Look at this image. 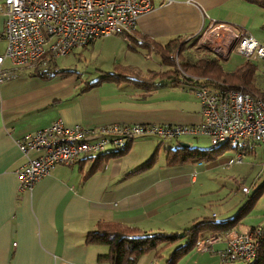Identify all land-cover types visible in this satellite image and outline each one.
<instances>
[{
	"label": "crops",
	"instance_id": "1",
	"mask_svg": "<svg viewBox=\"0 0 264 264\" xmlns=\"http://www.w3.org/2000/svg\"><path fill=\"white\" fill-rule=\"evenodd\" d=\"M150 4L151 9L137 19L132 38L129 42L124 40L127 48L119 46L120 57L107 61L111 67L107 71L97 69L100 75L126 71L136 81H103L87 86L88 81L99 76L97 72L89 78L74 75L75 71L68 69L71 71L44 79L18 68V75L0 82V264H106L97 257L107 253V246L85 242L86 234L98 221H118L153 232L180 230L195 219L214 216L222 220L230 215L217 218L210 203L211 191L198 177L196 165L211 167L214 160L165 163L167 152L190 146L189 138L196 137L192 135L173 139L138 136L125 154L94 170L92 156L97 153L86 154L71 165H55L31 189H20L17 170L25 157L16 140L53 121L87 128L110 123L200 122L201 107L191 82L183 80L182 74H178L181 81H175L173 72H168L173 66L162 59L155 47L143 45V40L159 45L187 40L182 55L195 60L194 53L202 50L198 48V39L193 45L190 40L198 38L200 30L209 23L234 24L252 36L264 28V6L252 0H150ZM3 28L0 12V55L6 48ZM97 39L88 45H94ZM151 52L159 59V69L145 68ZM135 63L138 68L130 72L128 67ZM3 68L14 69L12 61L4 58L0 64ZM141 72L144 79L139 76ZM163 142L161 161L156 156L150 169L137 171ZM256 144L259 143H247L242 160L244 153H254ZM239 149L237 145L228 151L235 154ZM243 193L246 199L250 190ZM242 220L235 229L245 231L262 225ZM223 247L224 243L219 242L214 251ZM168 250L169 247L164 248L160 256L150 251L139 257L136 264H163ZM177 264H219V260L215 252L210 256L189 255Z\"/></svg>",
	"mask_w": 264,
	"mask_h": 264
},
{
	"label": "built area",
	"instance_id": "2",
	"mask_svg": "<svg viewBox=\"0 0 264 264\" xmlns=\"http://www.w3.org/2000/svg\"><path fill=\"white\" fill-rule=\"evenodd\" d=\"M150 9V0H1L6 48L0 64L8 58L14 69H0V82L18 75V68H44L49 60L97 38L119 35L129 42L137 19ZM197 45L222 57L236 52L246 60L264 61V45L243 27L230 23H209L200 30ZM192 87L201 107V120L196 124L110 123L87 128L56 120L18 138L16 145L25 157L17 170L20 189H31L57 164L71 165L86 154L123 148L143 135L160 139L204 135L213 146L229 142L241 148L249 141L264 145V92L252 95L209 85ZM242 154L239 149L227 155L226 165L241 162ZM248 191L242 187V192ZM219 242L224 247L214 251ZM195 248L216 252L221 264L247 263L256 255L257 240L252 230L213 231L199 238Z\"/></svg>",
	"mask_w": 264,
	"mask_h": 264
},
{
	"label": "trees",
	"instance_id": "3",
	"mask_svg": "<svg viewBox=\"0 0 264 264\" xmlns=\"http://www.w3.org/2000/svg\"><path fill=\"white\" fill-rule=\"evenodd\" d=\"M252 1L264 6V0ZM134 30L129 34L130 38H132ZM197 39L192 37L190 45L196 44ZM186 41L176 39L166 45H159L152 40H143L142 43L148 47H155V49L160 51L162 59L173 66L168 72H173L172 74L176 76L174 78L175 81H181L178 74H182L183 80H188L192 86L209 85L224 89L243 90L252 95L263 94L264 89L258 88L255 84L257 67L253 61L246 60L231 72L224 71L216 57L212 58L202 55L192 60L187 56H183L182 50L185 48ZM56 66V60L52 59L49 60V64L46 67H36L34 71H28V74L50 79L56 74L71 71L68 69L60 70ZM123 80L136 81L126 71H114L101 72L100 76L92 81H88L86 84L87 86H94L103 81L120 82ZM131 142L127 143L123 148H109L93 155L94 162L91 170L102 166L111 158H117L125 154ZM247 143L241 147L242 150L246 147ZM233 147H237V145L229 142L211 145L210 148L178 146L167 152L165 163L167 165H178L200 160L210 161L215 159L222 151L231 150ZM156 156L157 151L155 150L136 170L144 171L150 169L156 160ZM263 190L264 181L254 186L238 209L232 215L222 220L215 219L214 216H208L195 219L187 227L180 230L153 232L118 221H98L95 228L86 234L85 242L107 246V253L100 254L97 257L99 261H103L106 264H136L139 257L150 251H154L156 256H160L164 248L174 246L165 257L163 264H177L184 255L194 249L197 240L202 236H206L213 231L224 232L235 229L254 207ZM249 229L254 232L257 240L256 255L252 261L238 264H264V224L251 226Z\"/></svg>",
	"mask_w": 264,
	"mask_h": 264
},
{
	"label": "rangeland",
	"instance_id": "4",
	"mask_svg": "<svg viewBox=\"0 0 264 264\" xmlns=\"http://www.w3.org/2000/svg\"><path fill=\"white\" fill-rule=\"evenodd\" d=\"M253 36L259 43L264 45V28H262L258 34H253ZM125 45L126 42L119 35H109L98 38L94 45L92 44L88 45L87 47H78L66 55L58 56L56 58L57 68L71 69L75 71L73 72L74 75L77 74L82 77L88 76L91 78L99 69L107 71V67L111 68L108 66L107 61L112 60L117 55V57H120L122 50L119 46H122V49H126L127 46ZM201 50V53H194L195 58L202 55L212 58L216 57L221 63L223 70L228 72L233 71L236 67L246 61L244 56L236 52L230 53L227 57H222L212 53L210 50ZM146 51L148 52L147 49ZM146 51L144 53H146ZM150 54L152 57L150 60H148L149 62L145 68L149 66L151 69H159V59L153 52ZM253 63L256 64L257 67L255 73V84L258 88L264 89V61L257 60ZM130 67H128L130 72H135V70L138 68V65L135 63L131 64ZM97 74L100 76V72H97ZM139 76L144 79V72H141ZM189 140L191 147H211L209 138L204 135L191 137ZM166 143L167 142L165 141V144ZM163 144L164 142L161 143V147L157 152L158 162H160L164 157ZM232 153V151L228 150L222 151L215 157V159H213L215 162L211 167H207L203 163L196 165L199 179H202L207 189L211 191L209 193V198L212 199V202L210 203L213 204V212L218 215L217 218L223 217L225 214L232 215L238 209L242 201L245 199V194L242 192V187H247L250 191H252L254 186L264 181V146L256 144L253 154L244 153L241 163H234L227 166V154ZM242 221L246 224H264V192L256 202L255 206L248 212ZM173 247L174 246L169 247L166 255H168ZM214 253L215 252L212 253L208 251H199L194 247L193 250L184 255L178 262L189 255L199 254L202 256H210ZM218 260L219 264H221L219 256ZM238 263L239 262H233L231 264Z\"/></svg>",
	"mask_w": 264,
	"mask_h": 264
}]
</instances>
